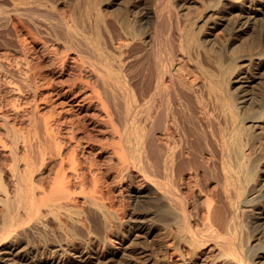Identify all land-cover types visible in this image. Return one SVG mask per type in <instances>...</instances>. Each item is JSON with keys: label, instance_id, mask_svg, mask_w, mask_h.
I'll list each match as a JSON object with an SVG mask.
<instances>
[{"label": "bare ground", "instance_id": "bare-ground-1", "mask_svg": "<svg viewBox=\"0 0 264 264\" xmlns=\"http://www.w3.org/2000/svg\"><path fill=\"white\" fill-rule=\"evenodd\" d=\"M16 1L0 264H116L118 234L128 264L165 261L151 237L174 263L264 264V0H46L70 7L56 22Z\"/></svg>", "mask_w": 264, "mask_h": 264}, {"label": "rangeland", "instance_id": "rangeland-1", "mask_svg": "<svg viewBox=\"0 0 264 264\" xmlns=\"http://www.w3.org/2000/svg\"><path fill=\"white\" fill-rule=\"evenodd\" d=\"M12 1H13V0H12ZM12 1H11V0H8V1L5 0V2H4V0L0 1V4H1V5L3 4L4 7L6 6V2L8 3L7 6H6V8L2 7V6H3V5H2L1 8H0V10H3V8H4V10H5V9H6V10H9V9H10L9 6H10V5L12 6L13 3L15 2V0L13 1V3H12ZM45 1H46V0H25V4H26V6H28V5H29V2H30V4L33 6V8H34V6L37 7V5H38V7H40V8L42 7V9H44V8H45V9H46V8H47V9H48V8H51V9L53 10V13H55V12L57 13V14H55L56 17H55V15H54V18H53V21L55 20L54 22L59 21L58 18H59L60 15H65L67 18L70 16V7H69L68 4L63 3V2H60V3H56V4H54V5L51 6L50 3H48L49 5H46L45 3H47V1H46V2H45ZM118 1L120 2V1H122V0H118ZM128 1H131V0H127V2H128ZM10 2H11V4H10ZM16 2L18 3L19 0L16 1ZM23 2H24V0H23ZM4 3H5V4H4ZM32 6H29V7H32ZM36 7H35V8H36ZM38 7H37V8H38ZM7 8H9V9H7ZM11 8H12V7H11ZM40 8H39V9H40ZM51 9H49V10H51ZM54 11H55V12H54ZM59 14H60V15H59ZM42 22H43V21H42ZM43 23H46V22H43ZM43 23H41L42 25H41V29H40V30H42V33H43V30H44V33H46V34H45V37H49V36H51L49 33H50L52 30L47 26V23H46L45 25H44ZM57 23H58V22H57ZM31 26H32V25H31ZM45 26H47V27H45ZM29 27H30V26H29ZM43 27L46 28V29H44ZM31 28H33V27H30V29H31ZM50 30H51V31H50ZM32 31L35 32L36 30L34 31V28H33ZM45 31H46V32H45ZM40 33H41V32H40ZM44 33H43V34H44ZM1 34H2V36H0V41H1V39L4 41V42L1 41V42L3 43L4 46H2V44H0V57H3V56L5 55V52H6L7 47H8V48H12V46H11V44H9V43H11V42H10L11 39H9V38H10L9 33H8L6 30H4V31H2ZM43 34H42V35H43ZM48 35H49V36H48ZM219 35L223 36V32L220 31V32H219ZM1 37H3V38H1ZM53 38H54L53 36L49 37V39H51V40H53ZM53 41H54V40H53ZM8 44H9L10 47L8 46ZM263 44H264V42H263ZM2 48H3V49H2ZM3 50H4V51H3ZM2 53H3V54H2ZM257 85H258V84H257ZM257 85H256V86H257ZM259 86H260V84H259ZM259 86L256 87V93H257V94H260V93H259V89H257V88H259ZM257 90H258V91H257ZM156 100H157V103H158L159 108H162V107H163V92H162V91H160V92L157 94ZM18 123H19V122H17V126H18ZM20 125H22V126H20ZM23 126H24V127H23ZM0 127H1V125H0ZM18 127H20L21 129H24V128H26V125H24V124H19ZM0 131H3L2 134H1V132H0V135H2L4 138H6V136H4L5 133H4L3 127L0 128ZM3 134H4V135H3ZM7 140H8V142H9V143H8V142H7V143H8V144H11V141L9 140V138H8ZM11 145H12V144H11ZM11 145H10V147H11ZM7 147H9V146H7ZM8 149H9V148H7L6 151H7ZM19 150L21 151V152H20L21 155H23V153H24L23 151H24V150H23L21 147H20ZM22 150H23V151H22ZM7 155H8V154H7ZM7 155L3 158L4 160H2V161H3L4 163L8 162L9 164H7V165H10V164H12V161H11V158L9 157L10 155H9V156H7ZM6 157H7V160H6ZM8 157H9V159H8ZM1 159H2V158H1ZM5 160H6V161H5ZM9 160H10V162H9ZM148 194H151V192H150V193L148 192ZM135 196H136V193L134 192V193L132 194V200L135 198ZM130 207H131V206H130ZM127 216H128V213H127L126 215L123 216L124 220H126L125 218H126ZM263 220H264V219L262 218V221H263ZM124 224H125V223H124ZM124 224H123V225H124ZM123 225H122L121 227H125V225H124V226H123ZM39 236H40V238H39ZM43 236H44V238H41L42 236L39 234V235H37V238H36V239H33V238L30 237V236H29L30 238H29L28 236H26V237L29 238V240L26 239V238L24 237V238H25V239H24L25 243H26V242H29L30 244H32V246L35 245V246L37 247V249H40V248H41V249H40V253H39V257H42V255L44 256V254H42V251H43V250L46 248V246H47V244H45L46 242H45V241H42L43 239L45 240L46 235H43ZM53 236H54V235L52 234V237H51V238H54V237H55V236H54V237H53ZM118 236H119V238H118L117 236H114V237H113L114 241H113V243H112V247H113L114 251H118V253L120 254V255L118 256V258H117L118 260H116L115 262H117V263L119 262V264H121L122 262H123L122 264H125V263L128 264L129 258H130V256H131V255H129V254L131 253V252H130L131 250L122 251V252H124V253L122 254V252H121L122 246H121V245H123V243L125 242L126 236H122V234H120V235L118 234ZM122 237H123V238H122ZM30 239H32V240H30ZM37 239H39V240H37ZM154 239H156V240H154ZM27 240H28V241H27ZM40 240H41V241H40ZM151 240H152V241H151ZM153 240H154V241H153ZM158 240H159V241H158ZM162 240H163V241H162ZM162 240H161L160 238H157V237H156V238H155V237H154V238L151 237L150 240L147 242V244H149V245H150V243L152 242V243H151L152 245H150V246H153V247H154V249H155V251L157 252V254H160V255L164 254L163 257H165V258H164L165 261L163 260V258H162L163 261L160 259L162 256H161L160 258H158L160 255H157V254H155V255H157V256H156V257H157L156 259H157L158 261H159V259H160V263H161V264H175V263L182 264L183 262H182L181 260H177L178 262L175 261V263L172 262L171 259H170V261L168 260V259H169V258H168V257H169V252H172V247L167 246L168 244H167V245L165 244V243H167L166 241L169 242V240H167V239H162ZM165 240H166V241H165ZM32 241H34V242L32 243ZM150 241H151V242H150ZM160 241H161V242H160ZM37 242H38V243H37ZM43 242H44V243H43ZM149 242H150V243H149ZM157 242H158V243H157ZM162 242H163V243H162ZM154 243H156V244H154ZM37 244H38V245H37ZM39 244H40V245H39ZM41 244H42V245H41ZM120 244H121V245H120ZM162 244H163V245H162ZM2 245H3V244H2ZM2 245L0 244V247H1ZM44 245H45V246H44ZM96 245H97V244H96ZM96 245H95V249H97V247H98V248H99V247H102V244H101V243H100V244L98 243L97 246H96ZM159 245H160V246H159ZM161 245H162V246H161ZM164 245H165V246H164ZM43 246H44V247H43ZM157 246H159V247H157ZM71 247H73V246H72V245H69V246H68V249H69L70 251L73 252V248H71ZM160 247H161V248L163 247V248L161 249ZM166 247H167V248L169 247V248L167 249ZM156 248H157V249L159 248L160 251H157ZM165 248H166V249H165ZM42 249H43V250H42ZM163 249H164L165 251H164ZM41 250H42V251H41ZM166 250H167L168 252H167ZM44 251H45V250H44ZM162 251H163V253H161ZM125 252H126V253H125ZM156 252H155V253H156ZM158 252H159V253H158ZM165 253H166V254L168 253V254L166 255ZM125 254H126V255H125ZM131 254H132V253H131ZM121 255H122V256H121ZM123 255L125 256V258H123V257H124ZM127 256H128L129 258H128ZM166 256H167V257H166ZM119 257H120V258H119ZM121 257H122V258H121ZM167 258H168V259H167ZM176 258H177V257H175L174 259H176ZM123 260H124V261H123ZM167 260H168V261H167ZM166 261H167V263H166ZM99 262H100V260L97 261V264H103V262H100V263H99ZM169 262H171V263H169ZM117 263H116V264H117ZM90 264H96V260H95V261L93 260ZM104 264H105V263H104Z\"/></svg>", "mask_w": 264, "mask_h": 264}]
</instances>
